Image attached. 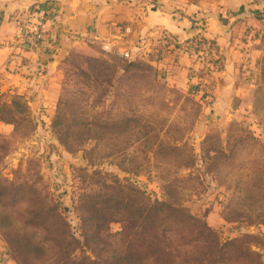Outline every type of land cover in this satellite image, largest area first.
<instances>
[{
  "label": "rangeland",
  "instance_id": "rangeland-1",
  "mask_svg": "<svg viewBox=\"0 0 264 264\" xmlns=\"http://www.w3.org/2000/svg\"><path fill=\"white\" fill-rule=\"evenodd\" d=\"M185 2L194 38L71 60L43 102L0 88V264H264V7ZM170 45L182 87L154 63Z\"/></svg>",
  "mask_w": 264,
  "mask_h": 264
},
{
  "label": "crops",
  "instance_id": "crops-1",
  "mask_svg": "<svg viewBox=\"0 0 264 264\" xmlns=\"http://www.w3.org/2000/svg\"><path fill=\"white\" fill-rule=\"evenodd\" d=\"M157 1L165 3L167 9L158 4L153 8L141 0H0V88L11 87L14 90L17 87L16 91L24 94L33 90L36 94L33 99L43 102V90L49 89L50 84L55 87L56 79L71 60L114 52L129 62H135L140 59V48H147L145 43L155 33L164 31L175 39L176 45L196 37L200 29L192 27L189 18H176L191 5L185 4L184 0ZM240 3L237 7L245 10L264 7V4L252 0H241ZM49 8L54 9V15L39 46L20 39L22 27L32 19V11ZM170 8L176 11L170 12ZM215 23L222 31L223 25ZM223 34L204 30L200 36L215 40L225 59L224 87L236 89L237 84H233L230 76L237 74L240 68L235 67L231 60L239 56L230 54L224 47L226 35ZM125 52L128 57H124ZM177 53L178 49L170 45L160 54L166 56L154 63L169 74L167 79L172 86L182 87L183 83L178 78L186 76L195 65L186 57L187 53ZM237 53L242 55L240 51ZM217 102L222 101L218 98Z\"/></svg>",
  "mask_w": 264,
  "mask_h": 264
},
{
  "label": "built area",
  "instance_id": "built-area-1",
  "mask_svg": "<svg viewBox=\"0 0 264 264\" xmlns=\"http://www.w3.org/2000/svg\"><path fill=\"white\" fill-rule=\"evenodd\" d=\"M53 15V8L41 11H32V19L28 20L26 25L22 27L20 39L30 43L32 46L38 47L44 39V36L48 30V23L51 22ZM159 37H161L162 40L168 38V36ZM123 55L124 57H128L127 52H125Z\"/></svg>",
  "mask_w": 264,
  "mask_h": 264
},
{
  "label": "trees",
  "instance_id": "trees-1",
  "mask_svg": "<svg viewBox=\"0 0 264 264\" xmlns=\"http://www.w3.org/2000/svg\"><path fill=\"white\" fill-rule=\"evenodd\" d=\"M36 250L39 252V254H41V252H42L41 248H36ZM37 257H39V256H37ZM122 258H123L125 264L129 263L124 256ZM129 264H134V263L132 262V263H129Z\"/></svg>",
  "mask_w": 264,
  "mask_h": 264
}]
</instances>
